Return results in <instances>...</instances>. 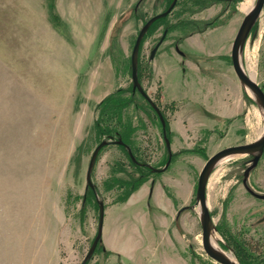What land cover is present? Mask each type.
<instances>
[{
	"label": "rangeland",
	"instance_id": "rangeland-1",
	"mask_svg": "<svg viewBox=\"0 0 264 264\" xmlns=\"http://www.w3.org/2000/svg\"><path fill=\"white\" fill-rule=\"evenodd\" d=\"M172 1L0 0V264H81L98 231L97 196L105 202L103 241L87 264H220L203 249L196 207L178 212L195 205L213 154L264 127L231 59L254 0H200L197 13L182 15L189 29L213 23L193 36L178 29L184 0L151 25L139 78L168 120L170 165L160 173L144 166L141 174L109 144L92 173L96 190H86L92 153L108 138L96 126L106 103H124L108 131L123 119L140 161L163 167L169 158L156 110L133 90L131 55L140 28ZM257 23L243 64L264 90V10ZM250 160L221 162L207 193L220 247L242 264V257L264 264V199L243 184ZM248 183L264 193V153Z\"/></svg>",
	"mask_w": 264,
	"mask_h": 264
},
{
	"label": "water",
	"instance_id": "water-1",
	"mask_svg": "<svg viewBox=\"0 0 264 264\" xmlns=\"http://www.w3.org/2000/svg\"><path fill=\"white\" fill-rule=\"evenodd\" d=\"M177 0H173L170 6L163 12L156 14L152 16L150 19H148L144 25L140 28V31L138 33V36L135 40V44L132 50L131 55V67H132V80H133V90H138L151 104V106L156 110L158 113L163 126V132H164V139L166 141L167 149L169 158L166 162V164L163 167H156L153 166L150 163H142L137 160L135 157L132 148L126 144L122 138L119 139H112V138H105L103 139L94 149L89 166L87 169V175H86V190L93 189L96 190V185L93 182L92 179V173L95 167V164L97 162L99 153L101 149L109 144H121L124 145L132 160L136 162L139 165L147 166L152 169L153 172L160 173L165 171L168 166L170 165L173 153L171 148V142L167 135V128H166V121L164 119V116L159 108V106L155 103V101L149 96V94L144 89L140 78H139V54H140V47L142 40L146 33L148 32L151 25L158 19L167 16L170 11L174 8L176 5ZM264 7V0H256L254 6L250 9V11L245 15L237 33L234 38L233 44H232V50H231V59L233 68L235 70L236 75L238 76V79L240 81V84L245 92L249 94V96L256 102V104L259 106L260 110L264 114V90L262 87L258 84L256 79L252 77L249 72L246 70L244 64H243V55L246 48V45L248 43L250 33L255 27L256 23L258 22L262 10ZM166 36V32H164L163 36L155 46V48L152 51L151 57L153 58L158 47L162 43ZM264 153V132L261 134V136L250 143H243L238 145H232L225 147L215 154H213L205 163L200 176L198 180L197 190H196V198H195V205H188L182 207L178 215L182 213V211L190 208H195L199 206V218L200 223L202 227V245L203 249L206 252V254L213 259L214 261L220 263V264H242L237 256L230 255L228 251L224 250L218 243L213 242V237L217 234L218 228L216 225V222L214 221V217L212 215V212L210 210V206L208 204V182L210 179V176L214 169L224 160H226L229 156L236 155V154H247L251 156L250 165L247 166L244 178H243V184L245 188L255 197L264 199V193H260L256 191L254 188H252L248 183V178L251 170L255 168L261 158V156ZM98 204H99V225H98V231L97 234L93 240V243L84 257L81 264H87V262L92 258L94 255L98 245L102 243L103 241V227H104V219H105V202L102 198L97 196ZM219 242V238L215 239Z\"/></svg>",
	"mask_w": 264,
	"mask_h": 264
},
{
	"label": "trees",
	"instance_id": "trees-1",
	"mask_svg": "<svg viewBox=\"0 0 264 264\" xmlns=\"http://www.w3.org/2000/svg\"><path fill=\"white\" fill-rule=\"evenodd\" d=\"M204 1V0H203ZM205 1H208V0H205ZM211 2H215L216 0H210ZM183 6H184V9H182L179 13V20L182 22L180 27L178 29H180V32H184L186 33V31H191L190 34L192 33H195L197 31V26L193 28V30H190L189 27L191 25V23L188 21V17L185 18V16H182L183 14H189V15H192L194 13H197V8L200 6V4L202 3L200 0H184L183 2ZM202 5V4H201ZM199 10V9H198ZM193 25V24H192ZM195 29V30H194ZM149 102V101H148ZM150 103V102H149ZM151 105V104H150ZM124 106V103L121 105L119 103H114V104H110L108 105V103H106V107L109 111H105L104 115L102 114L101 118L96 122V126H97V130L102 133V134H107L106 136L108 138H112V139H119V138H122V140L128 144L132 150H133V153L134 155L136 156V158L138 159V161H140V158L139 156L136 154L134 148H133V145H132V142H131V130L125 128V125L123 124V119H120L121 117V111H119L120 109L119 108H122ZM152 107V106H151ZM153 108V107H152ZM119 109V110H118ZM154 109V108H153ZM116 110L119 111L117 112L118 116L120 117L119 119V123H120V127L121 128H115L111 131H108L110 129V125L108 122L109 120V117H111V113H113L114 111ZM155 110V109H154ZM110 115V116H109ZM123 118V117H122ZM112 119V118H110ZM124 126V127H123ZM112 128V127H111ZM114 144V143H112ZM118 145L119 147H121L123 150H125V152L127 153L128 157L130 156L128 151H127V148L124 146V145H121V144H116ZM169 156V154H168ZM129 159L131 160V162L136 166V168H138L141 172V174H143V169H144V166L142 165H139L137 164L136 162H133L131 156L129 157ZM142 162V161H140ZM142 163H145V162H142ZM97 250V249H96ZM242 262L243 264H250L245 258L242 257Z\"/></svg>",
	"mask_w": 264,
	"mask_h": 264
},
{
	"label": "flooded vegetation",
	"instance_id": "flooded-vegetation-1",
	"mask_svg": "<svg viewBox=\"0 0 264 264\" xmlns=\"http://www.w3.org/2000/svg\"><path fill=\"white\" fill-rule=\"evenodd\" d=\"M218 1H232V0H218ZM177 3H178V0H177ZM176 3V4H177ZM214 3V2H213ZM212 3V4H213ZM228 7H229V5H227ZM230 8V7H229ZM263 10H264V7H263ZM263 10H262V12H263ZM215 19H217V17L215 18ZM214 19V20H215ZM213 22H208V23H206V25H204L203 27H200V26H198L197 27V31L195 32V33H203L204 31H206V29L210 26V24H212ZM257 25H255V27L253 28V30L251 31V33H250V36H252L253 34H256L258 31H257V26H258V23H256ZM164 32H166V36H167V34L169 33V28H166L165 30H164ZM164 32H163V34H164ZM195 33H192V34H189L190 36H192V35H194ZM166 36H165V38H164V40L166 39ZM250 38V37H249ZM161 39V38H160ZM159 39V40H160ZM159 40L157 41V43L159 42ZM163 40V41H164ZM162 41V42H163ZM157 43L155 44V46L157 45ZM162 44V43H161ZM160 44V45H161ZM155 46H154V48H155ZM153 48V49H154ZM174 48H175V50L180 54V55H182V56H185V52H183L181 49H180V47H179V43L178 42H175V44H174ZM153 49L151 50V51H153ZM157 53V52H156ZM156 53H155V55H154V57L156 56ZM151 55H152V52H151ZM139 56H140V54H139ZM154 57L152 58L151 56H150V58L151 59H154ZM161 110V109H160ZM162 112V111H161ZM158 114V113H157ZM163 114V113H162ZM159 116V115H158ZM163 116H164V114H163ZM160 118V117H159ZM164 119H165V121H166V128H167V135H168V132H169V126H168V120L165 118V116H164ZM161 120V119H160ZM162 122V121H161ZM163 127V126H162ZM164 133V132H163ZM170 139V138H169ZM171 142V141H170Z\"/></svg>",
	"mask_w": 264,
	"mask_h": 264
},
{
	"label": "bare ground",
	"instance_id": "bare-ground-1",
	"mask_svg": "<svg viewBox=\"0 0 264 264\" xmlns=\"http://www.w3.org/2000/svg\"><path fill=\"white\" fill-rule=\"evenodd\" d=\"M255 2H256V0H254L251 4L245 6V11H246V13H248V12L250 11V9L254 6ZM249 74H250L252 77H254L252 73L249 72ZM263 132H264V127L261 129L260 133L258 134V136H257L256 138H254V139H252V140H250V141H248V142H246V143H250V142H252V141L257 140V139L259 138V136H260ZM244 156H247V154H236V155L229 156L228 158H233V157H244ZM228 158H227V159H228ZM208 185H209V182H208ZM208 204H209V206H210L209 198H208ZM195 209H196L197 213L199 214V210H200L199 206H197ZM105 211H106V210H105ZM216 238H219V236H218L217 234L215 235V237H213V242H214V243H219L218 241L215 240ZM230 255L233 256V254H230Z\"/></svg>",
	"mask_w": 264,
	"mask_h": 264
},
{
	"label": "crops",
	"instance_id": "crops-1",
	"mask_svg": "<svg viewBox=\"0 0 264 264\" xmlns=\"http://www.w3.org/2000/svg\"><path fill=\"white\" fill-rule=\"evenodd\" d=\"M193 36V35H192ZM227 115V114H226Z\"/></svg>",
	"mask_w": 264,
	"mask_h": 264
}]
</instances>
